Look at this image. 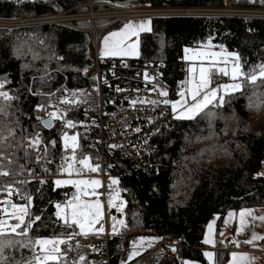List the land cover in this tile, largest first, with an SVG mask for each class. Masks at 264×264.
<instances>
[{"label":"trees","instance_id":"trees-1","mask_svg":"<svg viewBox=\"0 0 264 264\" xmlns=\"http://www.w3.org/2000/svg\"><path fill=\"white\" fill-rule=\"evenodd\" d=\"M83 1L86 0H0V18L59 13ZM98 1L151 8H210L227 4L226 0ZM120 21L105 29L120 25ZM150 21L151 31L138 35L140 52L131 59L166 63L163 76L168 100L177 98L187 77L189 62L184 53L188 46L234 51L247 74L255 70L258 75L259 66L264 65V18L257 15L160 14L151 15ZM81 27L58 23L0 25V83L4 84L0 91L16 98L7 109L8 114L0 115V124L15 129L16 140L9 151L15 154L14 160L27 166L11 177L30 175L33 166H40L37 151L27 145L34 136L46 142L55 161L62 158V135L75 128L62 127L56 119H52L51 128L44 126L41 119L47 115V109L59 108L66 119L77 120L84 105L93 103L94 83L89 78L92 43L88 31ZM64 99L77 103L63 104ZM41 105L45 111L37 110ZM207 111L208 115L194 120L177 119L151 135V157L159 165L153 172L137 171L128 158L114 156L115 163L108 172L117 175L126 204L122 211L124 225L109 233V248H122L129 236L142 234L183 239L182 247L174 251L158 247L150 256L129 264H183L185 258L209 264L203 256L202 241L210 217L218 214L221 219L230 211L264 205V86L244 83L240 91L225 95L223 105L210 106ZM81 138L78 156L88 148ZM51 141H56L55 146ZM54 181L30 178L19 180L14 186L23 196L32 197L30 211L42 217L34 226L35 238L67 239L66 233L78 232L75 227L67 229L62 222L57 223L55 216V205L66 203L75 187H56ZM11 201L25 203L19 195H13ZM4 239L13 241V246L4 251V264H26L32 259L31 251L15 243L20 237ZM78 251L85 260L67 264H96L90 246ZM226 254L220 253L216 264H225Z\"/></svg>","mask_w":264,"mask_h":264},{"label":"built area","instance_id":"built-area-1","mask_svg":"<svg viewBox=\"0 0 264 264\" xmlns=\"http://www.w3.org/2000/svg\"><path fill=\"white\" fill-rule=\"evenodd\" d=\"M226 1L227 4L223 7L187 6L185 8H151L150 6H146L145 8L135 5L133 7L116 6L108 1L86 0L59 13L53 12L46 15L26 16L25 18H13L12 20L0 18V25L7 27L13 25L25 26L26 24L58 23L66 26L79 25L88 31L92 43L91 71L93 69V77L89 74V78L93 80L94 84L92 87L95 95L91 97L93 103L90 105L85 104L83 111H81V116L75 121L77 124L76 128L82 137L81 139L85 146L88 147L83 155L90 157L93 165L98 163L100 166L98 172H89L85 169L83 175L80 176L74 174L68 177L66 174H61L59 169L64 164L63 158L71 154V149L67 151L63 149L62 158L55 161L49 154L46 142L41 140L42 147H47L48 153L43 160H38L40 162L38 168L32 167L31 173H35V175H19L18 177L0 178V180L4 182H19V180L30 178L57 180L90 175L100 179L101 184L99 185L96 197L105 204L110 191H112V186L106 181V177L110 173L108 171L111 169L112 164L115 163V155L128 158L132 168L137 171L141 170L150 173L153 172V169L157 170L159 166L157 160L151 157L153 146L149 144L150 137L155 131L157 132L165 128V126L170 125L177 119L174 118V114L171 112L170 104L165 106L162 103L157 105L137 103L136 107L133 108L130 105V101L133 99L157 101L165 99L164 97H160L157 92L151 91V89L153 84L165 89L163 68L166 63L163 61L154 63L151 60L139 61V59H126V57L113 58V56H108L104 58L100 56L99 41L96 36L97 31L105 29L110 23L133 18L134 16L146 17L147 15L158 16L160 14L205 13L213 15H257L264 18V6L262 5L251 6L253 8H238L231 5H238L240 0ZM100 21H104V23H100ZM223 66L225 65L223 64ZM218 67L219 64L217 65ZM228 67L229 61L227 63ZM144 73H148L150 77H154V81L146 82ZM211 76L210 87L212 88H216L219 84L227 83L230 79L229 75H221L215 69L212 71ZM117 88L123 89V91H117ZM166 99L168 98L166 97ZM177 100H180L178 96L169 101L175 102ZM52 110L50 108L47 109V116H49L48 113ZM55 111L61 112V109L57 108ZM137 128L140 129L139 132L136 131ZM113 144L118 145V147L111 148L110 145ZM79 152L80 149L77 150V156ZM37 155H43V153H37ZM5 199L7 197L0 194V201ZM0 209H2V206H0ZM0 215H2V211H0ZM161 238L162 240L157 242L153 247L143 250L142 254L129 260V254L132 252L128 244L122 248L115 247L110 249L111 239L107 231L98 234L77 235L70 241L71 248L66 251L65 264L68 261L78 260L81 256L78 250L87 246H90L92 253L95 254L94 259L96 264H129L132 260L143 258L146 253L149 254L156 251L158 247L164 248L165 251L169 252L183 245V239L173 240L164 236H161ZM261 244L264 247V239L261 241ZM229 248L232 249V246Z\"/></svg>","mask_w":264,"mask_h":264},{"label":"snow or ice","instance_id":"snow-or-ice-1","mask_svg":"<svg viewBox=\"0 0 264 264\" xmlns=\"http://www.w3.org/2000/svg\"><path fill=\"white\" fill-rule=\"evenodd\" d=\"M151 21L140 22L134 25L128 23L122 32L112 33V37H119L115 40L111 47H106L103 55L110 56H127L130 54H137L136 49L138 47V41L134 43H127V41L133 37L138 36L141 31H151L149 25ZM110 38H105V45L107 46ZM210 45V42H209ZM191 50L185 49V60L188 61H199V65L193 63L189 68V72L193 74L192 78L188 81L191 87L182 88L179 92L180 100L170 102L166 97L168 96L167 90L153 84L151 91L157 92L160 97H164L160 101L157 100H143L133 99L130 101V105L135 108L137 103L157 105L163 104L171 106V112L174 114V118L178 120H194L202 115H208L210 106L219 107L225 103V95L232 92H238L241 90L244 83H250L251 85L260 84L264 86V65L259 66L258 75L255 70L252 74L245 73L241 64L239 63V56L234 53H229V57H234L233 66L229 73L227 68L228 57H222L220 52H197L193 55H188ZM224 64L225 66L218 67V64ZM207 65V66H206ZM218 71L221 75H230L231 84L220 85L218 88L210 87L213 70ZM198 72V79L196 73ZM144 79L146 82H153L154 77H150L148 73H144ZM4 87L3 83H0V89ZM117 91H123V89L117 88ZM221 90L223 94L221 93ZM75 95V94H74ZM16 99L9 95L6 91H0V115H7V109L11 107V102ZM7 102V103H4ZM63 104L77 103L75 100L64 99ZM38 111H45L43 105H41ZM48 125L50 126L51 120L56 119L62 122V127L68 129H74L77 124L71 119H66L65 113L58 111L49 112ZM18 123V122H17ZM140 131L139 128L136 129ZM79 133L69 135L68 132H64L62 136L63 149L65 151L71 149V154L65 156L64 164L61 165L59 171L61 174H66L68 177L83 175L85 169L89 172H98L99 164L93 165L90 161L91 158L84 156L82 153L78 157L77 150L80 148ZM16 140L15 129L11 125L0 124V178L11 177L16 175L18 172H22L26 169V165L19 164L18 161L13 159L15 155L10 152L9 149L13 147ZM52 146H55L56 141L50 142ZM28 148L37 151V153H43V155H37V160H43L48 153L47 147H42L41 138L37 135L27 141ZM111 148H116L118 145H110ZM29 153L25 152V158ZM50 162V161H49ZM15 165V167H13ZM79 165V167H77ZM35 175V173H31ZM45 183V181H39ZM16 181L4 182L0 180V194H3L7 199L0 201L2 206V215H0V264H4L5 258L3 256L4 251L8 247L13 246V241L5 240L8 236L20 237L21 239L15 241L20 248H26L33 253L32 259L28 260L26 264H65L66 251L70 250V241L77 235H87L89 231L103 232L101 227L99 230L93 229V225L98 223L101 218V205L99 201L90 202L87 199H81V197H88L95 195V187L100 185L99 180H88V179H57L54 181L56 187L63 185H73L76 187L79 196H73L66 204L57 203L55 208L57 209L55 216L57 223L62 222V226L67 229L78 228L79 232L71 231L66 233L67 239L61 236H54L52 238H35L32 233L34 232V226L37 222L41 221L40 215L31 213L30 206L32 197L23 196L19 189L14 188ZM23 184L26 181H20ZM112 184H117L118 181L113 179ZM13 195H19L25 201L24 204L12 203L11 197ZM119 196V192L116 193ZM112 203L111 199L109 201ZM232 214H230L231 216ZM241 225H244V217L252 216L251 211H242L240 214ZM7 217L4 218V217ZM115 219V218H114ZM253 219H259L264 221V216L253 217ZM121 225H124V221H119ZM211 230V225L209 226ZM113 231L115 232V222L113 225ZM264 239V236H258L256 233L252 234L251 240L245 241V243H253L256 240ZM143 241V238H141ZM209 239H205V243H211ZM151 242H149L150 244ZM63 246V247H61ZM134 250L129 254V260L134 259L135 256L139 255V251L136 250V242H133ZM205 255L212 259L213 253L207 252ZM236 253H233V264H235ZM80 261H84L85 257L80 256ZM241 259H246V256H242Z\"/></svg>","mask_w":264,"mask_h":264},{"label":"crops","instance_id":"crops-1","mask_svg":"<svg viewBox=\"0 0 264 264\" xmlns=\"http://www.w3.org/2000/svg\"><path fill=\"white\" fill-rule=\"evenodd\" d=\"M197 52H220L222 53V57H228L229 61V73L231 71V68L233 66L234 57H229V53H234V51H226L220 47L214 48L210 46H202L197 49ZM235 54V53H234ZM237 55V54H236ZM189 62V68L195 63L198 67L199 62ZM240 63V60H239ZM207 66V65H206ZM223 66V64H219V67ZM189 68H187V75L189 80L192 78L193 74L189 72ZM196 78L198 79V72L196 73ZM229 80L227 83L219 84L216 88H218L220 85L224 84H231L233 81L231 80V76L229 75ZM189 85V84H188ZM185 86L183 82V87ZM182 87V88H183ZM223 94L222 90L221 93ZM178 98L180 96L178 95ZM264 166V163H263ZM96 178V177H92ZM97 179V178H96ZM98 180V179H97ZM100 180V179H99ZM242 211H251L252 216H245L244 217V225H241V218L240 213ZM230 214H232L230 216ZM264 216V205H262L260 208H248V209H241V210H235L230 211L227 214H224L222 218L220 219V215L215 214L210 217L208 220L207 227L204 230L203 233V241L204 244V258L207 261V263L216 264L217 256L223 252H227V258L225 264H233V253H236L235 258V264H264V247H262L261 240H256L253 243H245V241L251 240L252 234L256 233L258 236H264V221H261L259 219H253V217H261ZM211 225V230L209 229V226ZM92 233V232H91ZM97 234V233H92ZM143 238V241L141 240ZM129 242L127 243L130 247L131 252L134 250L133 248V242H136V250L139 251L140 254H142L143 250L150 249L153 247L157 242H160L162 240L161 236L159 235H138V236H129ZM205 239H209L212 241L211 243H205ZM149 242H151L149 244ZM232 246V249L229 248ZM63 247V246H61ZM217 248V249H215ZM156 251H153L149 254H145L143 257L150 256L151 254L155 253ZM211 252L213 253V257L211 260L205 255V253ZM139 254V255H140ZM137 255V256H139ZM136 256V257H137ZM242 256H246V259H241ZM183 264H204L200 262L199 260H192L185 258L183 261Z\"/></svg>","mask_w":264,"mask_h":264},{"label":"rangeland","instance_id":"rangeland-1","mask_svg":"<svg viewBox=\"0 0 264 264\" xmlns=\"http://www.w3.org/2000/svg\"><path fill=\"white\" fill-rule=\"evenodd\" d=\"M254 5H262V6H264V0H240L239 3H238V5H236V6L231 5V6L232 7H238V8H240V7L253 8ZM251 6H253V7H251ZM149 20H150V16H148V15L146 17L134 16L133 18H129V19H126V20L123 19L122 21H120V25H118V26L110 27V28H107V29H100V30H98L96 36H97L98 41H99L98 47H99L100 56H102L104 58L110 56V55H103L106 47H111L112 43L115 40H118L119 39V37H112L111 36L112 33L122 32L124 30V28H125V25L128 24V23H133L134 25H136V24H139L140 22H146V21H149ZM100 23H104V21H100ZM151 26H152V23L149 25V27L151 28ZM141 32H143V31H141ZM141 32H139V34ZM105 38H110L109 39V43H108L107 46L105 45ZM136 41H138V47L136 49V52L139 55V52H140V50L138 49L139 48V42H140L139 37L138 36H133V37H131L127 41V43L130 44V43H134ZM185 49L191 50L189 53H187L188 55H193L194 53H197V51H198L197 50L198 48H193L191 46H188ZM185 55H186V53H184V57H185ZM135 56H137V54H130V55H127V56H122V57H126V59H128V58L131 59V58H135ZM122 57H120V56H113V58H122ZM193 62H199V61H193ZM92 71H93V69H92ZM92 71L91 70L89 71V74L91 75V77H93L92 76ZM189 78L190 77H188V75H187L185 81H183L184 84H185V86L183 88L191 87V85L188 83ZM72 121H74L76 123L75 120H72ZM75 129H76V131H75ZM75 129L73 131H71V132H68V134L69 135H72V134L79 133L78 130H77V128H75ZM80 136L81 135L79 133V137ZM61 141H62V138H61ZM62 145H63V141H62ZM72 179H88V180L95 179V180H97L96 178H92V176H90V175H87L86 177H79V178L76 177V178H72ZM113 179H115V180L118 181L117 175H114V174L112 175V174L108 173L107 174V177H106V181L110 184V186H112V191H110V194L108 195L107 201H106L105 204L102 201H99L97 199V197H96L97 192L99 191V187H100L99 185L94 186L95 187V193H96L95 195H90L88 197H81V199H87V200H89L90 202H93V203L96 202L97 200L99 201V203L101 205V218H100V220H99L98 223H95L93 225V229L99 230L102 227L103 228V231H107L110 234L112 232H114L113 231L114 222H115V231L116 230H119V229H121L123 227L119 223V221H121V220L124 221V218H123L124 217V214H123L122 211H123L124 204H126L125 199L122 197V195L120 193L121 185L119 184V181H118L117 184H112L111 181ZM62 180H65V179L62 178ZM69 185L72 186V187H75V186H73L71 184H69ZM75 190L77 191L76 187H75ZM117 192H119V196H116V193ZM79 195L80 194L78 192H76V194H74L73 196H79ZM73 196H71L67 200V202L69 200H71ZM110 199L112 201L111 205L109 203ZM66 203H60V204L63 205V204H66ZM56 211H57V209L55 210V213H56ZM78 232H79V229H78ZM91 232L92 233H101V232H93V231H89L88 233H91ZM61 237L64 238V236H61ZM48 238H52V237L49 236Z\"/></svg>","mask_w":264,"mask_h":264},{"label":"water","instance_id":"water-1","mask_svg":"<svg viewBox=\"0 0 264 264\" xmlns=\"http://www.w3.org/2000/svg\"><path fill=\"white\" fill-rule=\"evenodd\" d=\"M41 121H42V124L44 125V126H46V127H48V128H51L52 126H54V121L53 120H51V124H50V126H47L48 125V121H49V116H44L42 119H41ZM76 190H74L73 192H72V194H71V196H73L74 194H76Z\"/></svg>","mask_w":264,"mask_h":264}]
</instances>
